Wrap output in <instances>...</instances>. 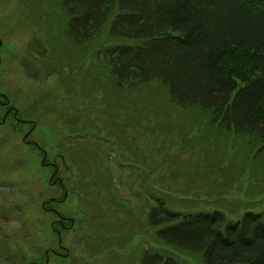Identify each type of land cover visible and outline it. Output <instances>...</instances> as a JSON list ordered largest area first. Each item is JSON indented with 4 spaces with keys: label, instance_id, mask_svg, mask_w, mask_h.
<instances>
[{
    "label": "rangeland",
    "instance_id": "rangeland-1",
    "mask_svg": "<svg viewBox=\"0 0 264 264\" xmlns=\"http://www.w3.org/2000/svg\"><path fill=\"white\" fill-rule=\"evenodd\" d=\"M28 11L25 0H0V264H131L145 238L152 242L151 232L140 231L145 198L153 203L165 195L178 207L193 197L231 205L237 195L238 213L261 209L247 206L264 200V192L244 194L252 181L247 169L238 176L229 169L224 177L237 180L232 188L207 194L217 174L201 173L210 171L204 147L201 161L195 157L202 137L181 108L153 98L147 110L144 90L111 103L112 91L87 86L91 75L77 66L61 77L40 53L41 28ZM182 161L189 172L178 175Z\"/></svg>",
    "mask_w": 264,
    "mask_h": 264
},
{
    "label": "trees",
    "instance_id": "trees-1",
    "mask_svg": "<svg viewBox=\"0 0 264 264\" xmlns=\"http://www.w3.org/2000/svg\"><path fill=\"white\" fill-rule=\"evenodd\" d=\"M25 2L30 23L41 28L40 53L61 77L77 66L91 75L87 86L112 91L111 103L144 90L147 110L159 98L198 125L195 157L201 161L204 147L210 169L201 173L217 174L208 195L232 188L237 180L224 177L231 168L235 176L248 170L246 196L264 192V0ZM122 124L125 130V118ZM187 163L177 164L178 175L189 172ZM232 197L231 205L193 197L178 207L165 195L145 198L140 231L152 242L145 238L131 264H264V200L247 202L260 210L238 213L241 200Z\"/></svg>",
    "mask_w": 264,
    "mask_h": 264
},
{
    "label": "flooded vegetation",
    "instance_id": "flooded-vegetation-1",
    "mask_svg": "<svg viewBox=\"0 0 264 264\" xmlns=\"http://www.w3.org/2000/svg\"><path fill=\"white\" fill-rule=\"evenodd\" d=\"M1 103V102H0ZM45 157H46V155H45ZM62 157H66V156H62ZM67 159H68V162H70V164L72 165V166H74L73 164H72V162H71V160H69V158L67 157ZM48 164H53L55 167H56V164H54L55 163V161H51V162H47ZM70 166V165H69ZM71 167V166H70ZM54 172V171H53ZM52 172V173H53ZM70 172L74 175V172H77L76 174L77 175H80L81 176V171L78 169V168H71L70 169ZM56 181V180H55ZM63 217V216H62ZM57 221H59V224L63 227V226H65V225H63L62 224V220L60 221V220H57ZM55 223V222H54ZM54 223L52 224V229H53V231H55V233H57V235H58V233H59V230L58 229H56V227H55V225H54ZM84 227H87V225H84ZM60 245H61V243H60ZM59 245V246H60ZM62 247V246H61ZM50 251H54L55 252V250H51L50 249ZM47 254V256H48V251H46L45 252V255Z\"/></svg>",
    "mask_w": 264,
    "mask_h": 264
},
{
    "label": "water",
    "instance_id": "water-1",
    "mask_svg": "<svg viewBox=\"0 0 264 264\" xmlns=\"http://www.w3.org/2000/svg\"><path fill=\"white\" fill-rule=\"evenodd\" d=\"M0 44H1V41H0ZM2 96H4V93H1Z\"/></svg>",
    "mask_w": 264,
    "mask_h": 264
}]
</instances>
